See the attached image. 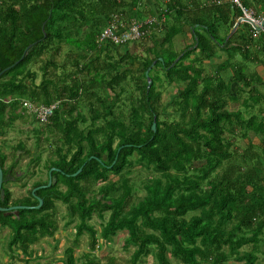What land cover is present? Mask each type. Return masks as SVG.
<instances>
[{"label":"trees","instance_id":"trees-1","mask_svg":"<svg viewBox=\"0 0 264 264\" xmlns=\"http://www.w3.org/2000/svg\"><path fill=\"white\" fill-rule=\"evenodd\" d=\"M240 4L264 18V0ZM242 16L231 0H0V138L15 121L27 124L23 101L56 105L39 129L50 156L42 161L20 141L6 167L0 152V208L43 201L0 212L11 259L22 254L27 264L35 244L55 237L61 204L62 228L75 232L67 264H100L91 253L121 234L123 249L133 248L129 264H261L264 34L241 23L227 40ZM146 19L154 20L147 39L97 43L114 20ZM22 155L45 178L37 172L14 200ZM49 173L55 184L39 188ZM85 234L89 253L75 258Z\"/></svg>","mask_w":264,"mask_h":264},{"label":"rangeland","instance_id":"rangeland-1","mask_svg":"<svg viewBox=\"0 0 264 264\" xmlns=\"http://www.w3.org/2000/svg\"><path fill=\"white\" fill-rule=\"evenodd\" d=\"M177 38L175 40V43H179L180 40ZM132 46V44H131ZM144 47H140V50H142ZM138 51V50H137ZM136 51V52H137ZM260 58H264L263 56ZM38 66V65H37ZM262 68L260 67L259 70ZM40 74V73H39ZM40 77H38L36 83H39ZM175 88H169L167 91H164L162 94V101L163 103H166L171 95L174 93ZM230 110H242L240 106V102L234 103L230 102L228 105ZM11 115H14L15 112H10ZM28 115V122L30 124H24L21 120H17L14 122L12 128L10 129H4V136L0 138V152L4 153L7 156L6 159V167H8L12 161L11 155H12V148L15 147V145L18 142H23L25 145V149L34 153L40 154V158L43 161L46 159V157L50 156V152L46 150L48 148V143L44 142L46 138V133L40 135V127L44 126V124H39L35 121V119ZM26 115V116H27ZM245 116H247L245 114ZM32 128H31V127ZM34 129V130H32ZM41 137L42 142L40 145H38V142L36 141V138L38 136ZM52 140H54V137H51ZM244 142L241 140L236 142V146L242 147ZM31 153V156L33 155ZM29 162V156L22 155L19 160H17V167L15 169V175L16 177L21 178V184L19 185H9V188L12 192V197L14 200L20 199L23 196H26L28 193L27 188L22 187L21 185H26V187H30L31 183L36 181L39 176L38 174L42 175V179L45 178L43 176L44 171L42 169H37L31 167V164H28ZM43 163V162H42ZM35 170L36 175H32V171ZM58 212H59V230L56 233L54 238H45L40 243L35 244L33 246V250L35 252V257L29 261L27 264H67L66 256L64 254V250L71 246L74 243L75 238V232L73 228L64 229L63 230V224L67 220L66 218V208L62 206L61 204L57 205ZM107 216V215H106ZM95 222H98L97 219H94V222H91L95 225ZM96 228H98L97 225H95ZM125 234H121L114 238L112 242L106 245H101L100 248H98L95 252L91 253V256L99 258L100 264H107L108 258L113 257L115 259L114 264H129V258L133 251V248H130V250L125 251L122 247L123 245V239ZM8 240V230L7 229H1L0 228V264H26L24 262L25 256L21 254V258H15L11 259L6 251V243ZM89 253L88 250V236L85 234L80 237L78 246L76 247L74 251V257L75 258H81L83 254ZM84 261L81 258L80 260H77V264H83ZM153 261L148 258L146 261H141L139 264H152ZM228 264H243V263H235V262H229Z\"/></svg>","mask_w":264,"mask_h":264},{"label":"built area","instance_id":"built-area-1","mask_svg":"<svg viewBox=\"0 0 264 264\" xmlns=\"http://www.w3.org/2000/svg\"><path fill=\"white\" fill-rule=\"evenodd\" d=\"M231 1L241 8L243 13L241 18H245L248 24L251 25L254 30L253 36L255 37L260 33L264 34V18L256 16L253 10L243 8L240 4L241 0ZM153 24V19H146L143 21L133 20L127 25L118 20H114L99 34L97 43H108L113 46H126L130 43L147 39L152 32L151 29ZM55 107L56 105L43 106L35 105L28 101L22 102V108L39 124L48 123L50 117L53 115Z\"/></svg>","mask_w":264,"mask_h":264},{"label":"water","instance_id":"water-1","mask_svg":"<svg viewBox=\"0 0 264 264\" xmlns=\"http://www.w3.org/2000/svg\"><path fill=\"white\" fill-rule=\"evenodd\" d=\"M241 23H248V22H247V20H246L245 18H240V19L237 21V23H236L234 29L230 32L229 36L227 37V40H228L229 37H230V36L236 31V29L238 28V26H239ZM28 48H30V47H28ZM23 57H24V56L21 57V60L23 59ZM159 60L161 61L162 59H159ZM153 65H154V63H153L151 66H153ZM6 70H7V69H6ZM4 71H5V70H4ZM149 71H150V68L147 69V71H146V73H145L147 79H148V73H149ZM149 86H150V80H149V82H148V88H149ZM155 128H156V121H155V119H154V121L152 122V125H151V129H152V131H155ZM51 171H57V170H56V169H51ZM51 171H50V173H51ZM80 172H81V169H79V170H78L75 174H73L72 176L75 177V176L78 175ZM50 173H49V178H48V182H47V184H46L45 186H42V187H39V188H49L52 184H55L56 179H55V178H51ZM2 184H3V173H2V170H1V168H0V199L3 198ZM39 188L33 189V191H32V195H34L35 192H36V190H38ZM36 199H37V201H38V205L35 206V207L14 206V207H9V208H0V212H2V213H4V214H12V213H13V214H17V212H19L20 210H24V209H27V210H28V209H39V208L42 206L43 201H42L40 198H36Z\"/></svg>","mask_w":264,"mask_h":264},{"label":"crops","instance_id":"crops-1","mask_svg":"<svg viewBox=\"0 0 264 264\" xmlns=\"http://www.w3.org/2000/svg\"><path fill=\"white\" fill-rule=\"evenodd\" d=\"M186 41H187V43H189V39H187ZM130 47H131V46H130ZM130 47H128V48L130 49ZM128 48H127V49H128ZM127 49H126V50H127ZM261 75H262L263 78H264V69H263V71H262V69H261ZM258 261L261 262V264H264V259H258Z\"/></svg>","mask_w":264,"mask_h":264}]
</instances>
